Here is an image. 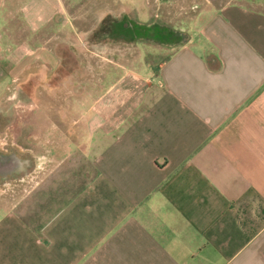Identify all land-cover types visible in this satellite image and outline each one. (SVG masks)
<instances>
[{"label": "crops", "instance_id": "crops-1", "mask_svg": "<svg viewBox=\"0 0 264 264\" xmlns=\"http://www.w3.org/2000/svg\"><path fill=\"white\" fill-rule=\"evenodd\" d=\"M145 1L141 20L122 0H0V83L50 80L74 51L52 88L62 136L67 107L84 125L77 162L0 208V264H264V0ZM124 9L185 38L99 36Z\"/></svg>", "mask_w": 264, "mask_h": 264}, {"label": "rangeland", "instance_id": "rangeland-1", "mask_svg": "<svg viewBox=\"0 0 264 264\" xmlns=\"http://www.w3.org/2000/svg\"><path fill=\"white\" fill-rule=\"evenodd\" d=\"M112 1L116 3L117 0ZM122 1L129 4L141 20L148 19L144 15L145 0ZM9 15L10 13L7 14V24L4 25L6 31L12 35V40L9 43H22L28 33V27L19 15ZM34 68L35 71H31L33 69L31 67L17 80L4 77L0 83V102H2L0 107V150L17 152L30 162V166L26 170L18 172V177L0 180V208H8L16 204L24 194L35 191L39 186L45 187V184L41 185V183L49 175L57 173L59 168L66 164L78 161L79 144L82 141L81 132H83L81 129L84 128V125L81 127L80 124H83L81 122L74 126L73 117L77 111L74 105L67 107L71 121L65 122L67 136H62L63 122H59L58 114L59 112L63 113L64 106L58 104V97H61L63 90H57V87L54 89L46 87L45 78L37 79L39 81L32 82L26 87H22L20 84L28 81L30 72L38 76L37 72H40L37 71L38 65H35ZM33 74L32 79L37 78L33 77ZM70 74L71 77L68 79L72 81L73 72ZM68 84L70 88L66 89L67 94L68 91H72L73 83ZM47 117L50 120L45 122ZM47 126L54 132L53 137L49 140L45 139ZM46 145H49L52 150L49 160L45 159L47 156Z\"/></svg>", "mask_w": 264, "mask_h": 264}, {"label": "flooded vegetation", "instance_id": "flooded-vegetation-1", "mask_svg": "<svg viewBox=\"0 0 264 264\" xmlns=\"http://www.w3.org/2000/svg\"><path fill=\"white\" fill-rule=\"evenodd\" d=\"M108 14L111 15L112 23L108 26L109 31L106 33H102L103 38L106 37H119L124 39L127 42H135L138 39L145 38L147 40L152 41H160L161 36L171 35L172 37H180L183 39L185 37L184 34L177 32L170 28L169 26L162 25L158 21L154 20L151 23H143L139 21L130 10H117L116 12L107 11ZM94 30L85 31L79 36V46L83 49H89L96 45V41H94ZM169 38V39H171ZM74 51L65 53L61 58V63L55 72L51 75L50 80L45 81V86L50 88L52 85H56L62 82L63 79L67 80L71 77L70 72H72L74 68ZM74 56V57H73ZM35 80L32 79L31 75L28 77L27 82L20 83L22 87H26V85L32 84ZM34 84V83H33ZM1 100V99H0ZM2 106V102H0V107ZM1 111V110H0ZM1 115V114H0ZM1 130V129H0ZM18 172H14L10 175V178L18 177ZM2 178L0 177V180Z\"/></svg>", "mask_w": 264, "mask_h": 264}, {"label": "water", "instance_id": "water-1", "mask_svg": "<svg viewBox=\"0 0 264 264\" xmlns=\"http://www.w3.org/2000/svg\"><path fill=\"white\" fill-rule=\"evenodd\" d=\"M172 34L161 36L160 41L170 44L177 43V38H171ZM171 38V39H169ZM30 166L28 159L21 157L17 152H4L0 150V177L3 179L9 178L14 172L26 170Z\"/></svg>", "mask_w": 264, "mask_h": 264}, {"label": "trees", "instance_id": "trees-1", "mask_svg": "<svg viewBox=\"0 0 264 264\" xmlns=\"http://www.w3.org/2000/svg\"><path fill=\"white\" fill-rule=\"evenodd\" d=\"M176 37V36H175ZM173 38V37H172ZM177 38V37H176ZM185 38V37H184ZM184 38L183 39H180V37H178L177 38V42H180V41H183L184 40Z\"/></svg>", "mask_w": 264, "mask_h": 264}]
</instances>
